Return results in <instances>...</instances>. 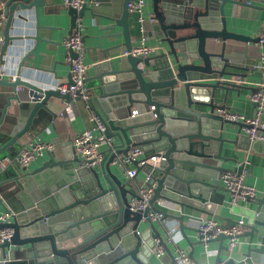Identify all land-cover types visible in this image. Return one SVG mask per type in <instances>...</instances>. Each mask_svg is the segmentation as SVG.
<instances>
[{
	"label": "water",
	"instance_id": "1",
	"mask_svg": "<svg viewBox=\"0 0 264 264\" xmlns=\"http://www.w3.org/2000/svg\"><path fill=\"white\" fill-rule=\"evenodd\" d=\"M108 1L109 5L99 6L106 7L102 16L109 21L100 28L113 30L118 26L120 31L98 38L122 35L124 52L112 58L109 51L120 45L102 50L106 59L96 65L100 68L96 87L93 91L88 88L87 99L76 96L75 100L85 101L104 125V137L112 139V145L102 151L103 157L95 167L86 166L76 154L61 159L52 152L47 161L32 170L15 165L9 173H0V178L5 176L0 179V206L10 214L9 221L0 223V229H12V234L0 241V264H152L157 247L165 250L159 264H175V255L161 232L166 233L163 220L178 221L184 233L188 228L185 219L201 220L186 209L206 212L215 203H223L224 193L218 191L226 188L219 186L218 176L231 169L223 163L234 159L224 154V143L229 141L224 135L225 125L231 122L218 109L233 112L237 108L225 104L232 84L224 78L235 75L232 69L244 63L233 51L236 42L259 41L258 37L228 29L226 7L229 5L233 16L237 5L248 9L255 5L250 0H151V25L159 49L141 57L130 52L134 46L129 31L133 15L128 8L130 0H122L120 5L118 0ZM93 2L77 9L62 0H0L6 18L1 30L0 66L12 41L20 37L10 31L16 18H24V11L33 10L37 20L40 7L56 4L69 16L70 34L86 10L96 15ZM68 52L75 56L73 50ZM245 52L246 47L242 54ZM30 53L20 59L14 80L0 78V87L7 91L5 97L0 96V137L7 138L0 143V161L12 159L24 146L17 142L29 135L41 109L50 110V96L71 100L67 93L22 77L24 60ZM19 87L39 97L24 94L27 97L20 98ZM219 90L225 91L221 104L215 101ZM12 100L17 106L8 112ZM252 105L254 108L256 104ZM260 118L264 120V108ZM135 146L143 155L131 161L137 170L135 177L143 171L149 179L139 176L138 186L128 188L131 178L124 175L126 179L122 180L108 164L120 166L118 156ZM140 161L143 164L139 165ZM242 167L233 169L240 172ZM51 169L55 171L45 172V177L44 171ZM146 186L152 188L147 205L131 209L130 201L139 199L138 190ZM158 200L177 206L179 212L157 207ZM246 202L231 206V211L245 217L237 235L245 242V249L228 248L224 241L230 235L219 233L209 240L219 243L215 264H264V191ZM151 212H160L163 220L151 219ZM216 219L221 228L238 224L228 216L216 215ZM193 230L197 235L198 228ZM189 244L188 256L194 259V243Z\"/></svg>",
	"mask_w": 264,
	"mask_h": 264
},
{
	"label": "crops",
	"instance_id": "2",
	"mask_svg": "<svg viewBox=\"0 0 264 264\" xmlns=\"http://www.w3.org/2000/svg\"><path fill=\"white\" fill-rule=\"evenodd\" d=\"M95 1L94 5H97L95 9L96 15L93 16L90 11L86 10L81 18L83 24V43L85 46L84 62L88 65L85 82L90 91H93L98 83L96 73L100 68H97L96 65L106 59H104V52L102 50L113 45H120L117 49L109 51V55H112V58L124 52L122 35H117L112 38H98V35L101 37L110 31L119 32L120 27L117 26L113 30L100 28L101 25L107 24L109 21L102 16L106 12V7L99 6H107L110 1ZM121 1L122 0H118L119 5ZM249 3L255 5V7L248 9L237 5L234 9L233 16L230 13L229 5L226 7L228 29L250 37H258L264 29V0H250ZM55 5L56 4H45V6L40 7L38 21L35 18L33 10L24 11V18L15 19L10 33L20 37L12 41L10 49L5 57V63L0 66V68L5 69L7 73H15L20 59L31 51L24 60L21 70L22 77L41 87L51 89H55L54 85L56 82H67L70 77L69 52L63 45V39L68 35L69 16L66 11L58 9ZM88 5L90 6L91 4L88 3ZM152 13L151 0H144L143 16L146 22L143 34L147 37V44L156 46L159 40L153 33L154 29L151 25L153 22H149V15ZM129 31L132 43L134 45L137 44L141 32L139 23L134 15L129 19ZM36 36L37 39H35ZM235 46L236 48L233 51L236 52L235 54H237L238 57L240 56L244 60V63L241 67L232 69V71L236 72L235 75L224 78L225 81L228 82V85H230V83L232 84L226 93L225 104L228 107H237L234 111L249 117L254 112L250 96L261 78L260 70L256 68L255 65H258L259 57L264 52V45L256 41H237ZM244 47H246V55L242 54ZM8 76L9 74H6L7 78H9ZM18 89L21 92L19 93L20 98H22L24 94L31 95L34 99L39 97V95L33 91H26L22 87ZM5 92L7 91H5L3 87H0V96L5 97L7 95ZM224 93L225 91L219 90V93L215 97L217 103L221 104ZM27 95H24V97L26 98ZM2 101L1 99V102ZM16 106V101L12 100L11 106L8 107V112H13ZM47 106L50 110L41 109L30 126L29 135H26L22 140L17 142L18 145L24 146L35 141L51 142L54 145L53 150H44L26 166L30 170L47 161L49 159V154L52 152L61 159L70 158L74 154L78 155L72 145L73 138L78 132L89 129L92 130L94 135H100L99 130L96 129V116L85 101L75 99L65 101L60 97L50 96L47 101ZM133 111H135V109H133ZM224 132L226 138L229 139L228 142L224 143V154L234 160H227L223 165L233 169L243 164V169L246 171V182L255 186L257 194L261 193L264 191V142L251 140L246 134L242 133L241 125L233 122L226 123ZM4 136L6 137L7 135ZM6 139L7 138L0 137V143ZM111 145L112 144L105 143L101 146V150L106 151ZM18 151L19 149L12 159L5 157L0 161V173L5 170L9 173L16 168L15 165H18L16 163ZM108 165L122 180L126 179L124 172L128 168L134 166L132 163L120 165L122 168L116 163H109ZM53 170L55 171V169L45 170L44 176L46 177V173ZM56 171H58V169H56ZM139 176H145L144 172L140 171L137 177H132L131 183L128 184L127 187L131 188L132 185L138 186ZM3 178H5V176L0 179ZM218 182L220 187H224L222 181L219 180ZM222 192L224 193L222 204L215 203L213 208L211 210L206 209V212L186 209V213L200 219L205 217L216 218V215H223L232 217L237 221L239 219L245 220L243 215L236 213L238 211H231L232 204L229 203L228 192L219 190L218 194ZM161 202L162 200L156 202L157 207L167 212H179L177 206L169 203L162 204L163 202ZM246 204V201L237 203V205L240 206ZM0 209L4 210L1 206ZM163 222L165 224L166 233L164 234L163 231L161 232L173 255H175L179 249H184L189 252V248H191L189 244L190 241L194 243L192 256L197 264H215L219 243L217 240H211L207 243L206 247H204L203 244L196 243L198 237L193 229L197 227L199 221L185 219L184 224L187 225L188 228L184 230V233L180 231L178 221L166 218ZM172 227H175L177 230L168 237L167 232ZM224 243L227 244V240H225ZM245 245V242L240 238L239 243L234 249L240 247L245 249ZM164 254L165 250L163 249L162 255ZM162 255L158 256L154 254L152 257V264H159L158 259H160ZM167 259L170 260V257L168 256Z\"/></svg>",
	"mask_w": 264,
	"mask_h": 264
},
{
	"label": "built area",
	"instance_id": "3",
	"mask_svg": "<svg viewBox=\"0 0 264 264\" xmlns=\"http://www.w3.org/2000/svg\"><path fill=\"white\" fill-rule=\"evenodd\" d=\"M92 3V0H62L64 5H70L77 9L81 8L84 3ZM95 3V2H93ZM143 6L144 0H130L128 2V8L130 12L136 17L137 22L139 23V28L141 32L140 39L138 43L135 44L130 52L133 55L146 57L153 55L159 49V46L156 44L150 45L146 43L147 37L143 34L144 25L146 22L145 17L143 16ZM5 16L3 14V5L0 4V43L3 41L1 35L2 26L4 24ZM153 13L149 15V22H153ZM82 30L83 24L80 18L76 20V26L73 28L72 32L68 34L63 39V45L67 50H73L75 56L72 57L68 54V60L70 63V83L67 82H56L54 88L58 90L61 94L67 93L69 97L74 100L76 96H80L83 99L88 98V87L86 85V73L88 70V65L84 62L85 55V46L82 40ZM258 43H264V29L258 35ZM256 68H259L261 73V78L252 92L250 99L255 103L254 107V116H245L240 112H229L226 110L218 109V113L223 116V118L230 122H240L242 123L241 129L242 133L246 134L251 140H258L264 142V120L260 118L262 109L264 108V52L259 57L258 65H255ZM6 74H9V78L14 80L15 73H7L5 69L0 68V78L6 77ZM96 129L99 130L100 135H94L92 130L85 129L78 132L73 138V147L78 156L84 161L85 165L88 167H95L103 157L101 146L105 143L111 144L110 138H105L103 131L105 129L104 125L95 118ZM53 143L35 141L26 146H23L19 149L16 155V163L19 166L26 167L38 154H41L44 150L50 151L53 150ZM142 150L140 147L135 146L130 148L125 154L118 156L120 165L131 163L133 159L141 158ZM143 164V161L139 162V165ZM243 165V164H240ZM137 174L136 167L133 166L128 168L124 175L126 177L132 178ZM246 171L243 169L240 172H237L235 169H229L221 172L218 176V181L224 183V187L228 192L229 203L237 204L240 201H246L247 198H253L257 195V190L255 186L249 184L245 180ZM149 177L145 176L144 180H148ZM139 199H132L130 201V208L133 210L143 209L149 198L152 195L151 187H141L138 190ZM162 203V202H161ZM151 219L155 221L163 220L162 214L160 212H151ZM10 214L4 210L0 209V223L9 221ZM243 219L238 220V224L221 228L220 222L214 217H205L199 220L197 224L198 234L197 237L202 241L204 247L207 246V243L210 239H213L219 233L230 235V238L227 239L228 248L234 249L239 243L237 237L238 234L242 231ZM177 229L175 227L170 228L169 233H174ZM12 234V229L3 227L0 229V241L4 238H8ZM170 235V236H171ZM163 249L161 247L156 248V254L158 256L162 255ZM175 264H197L192 258L188 256V252L184 249H179L175 254Z\"/></svg>",
	"mask_w": 264,
	"mask_h": 264
},
{
	"label": "flooded vegetation",
	"instance_id": "4",
	"mask_svg": "<svg viewBox=\"0 0 264 264\" xmlns=\"http://www.w3.org/2000/svg\"><path fill=\"white\" fill-rule=\"evenodd\" d=\"M156 44H157V43H156ZM157 45H158V44H157ZM157 51H158V50H157ZM157 51H156V52H157ZM154 54H155V53H154ZM150 56H151V55H150Z\"/></svg>",
	"mask_w": 264,
	"mask_h": 264
}]
</instances>
